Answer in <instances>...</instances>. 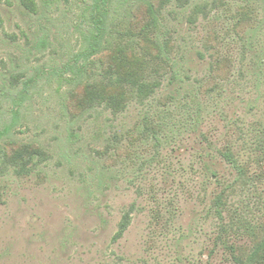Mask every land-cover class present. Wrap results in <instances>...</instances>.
<instances>
[{"label": "rangeland", "instance_id": "1", "mask_svg": "<svg viewBox=\"0 0 264 264\" xmlns=\"http://www.w3.org/2000/svg\"><path fill=\"white\" fill-rule=\"evenodd\" d=\"M35 2L0 0V264L246 260L264 222V0ZM147 2L165 56L140 36ZM106 9L112 45L74 86V56ZM127 43L126 66L152 90L140 101L125 88L114 110L97 101ZM25 147L45 159L17 174L9 158Z\"/></svg>", "mask_w": 264, "mask_h": 264}, {"label": "trees", "instance_id": "2", "mask_svg": "<svg viewBox=\"0 0 264 264\" xmlns=\"http://www.w3.org/2000/svg\"><path fill=\"white\" fill-rule=\"evenodd\" d=\"M22 5L28 9L31 12L36 11V2L35 0H21ZM146 10L149 16V24L146 28H143V32L140 34L142 37V41H150L151 47H153L155 52L154 55L159 54L161 52L165 56V53L160 48V43L157 41L156 37H148L149 33L156 27L157 25V8L154 7V5L150 2L146 3ZM107 9L99 11L97 16H92V24H90V29L88 30V34L84 36V41L86 43L85 47L77 53L74 57L75 60L80 58V63H78L77 71L75 73L74 78V86L82 83V78L84 76V69L86 67V64L88 60L96 55L98 52H101L102 50L108 49L112 43L111 41H106V22H107ZM2 23V20L0 18V25ZM136 35V34H135ZM129 37L134 38L132 35H129ZM105 42V43H104ZM149 45V46H150ZM120 49V50H119ZM118 51L122 54L124 53V58L119 60V69H111L106 70L108 75V80L106 82H103V87H105V95L106 97L98 96V103L99 101L106 104V106H110L114 110L120 109L124 107V101L126 99V94L124 93L125 88H130L131 93L136 92V94L139 96V100L143 101L146 97H148L150 91L152 88L150 87V84L146 82V80L142 79L140 77V68L138 69V66L135 65V67L128 65L126 66V58L125 56H130L132 54V51H134V47L132 44H128L125 46H122L121 48L118 47ZM157 51V53H156ZM144 52H140L137 54L139 58L144 57ZM129 58V57H128ZM133 59V57H131ZM82 59V60H81ZM143 59V58H142ZM87 61V62H86ZM140 63V62H139ZM77 65V64H76ZM140 65V64H139ZM129 69L130 71H127L126 73L129 74V72H132L131 77L126 76L122 73L124 69ZM138 69V70H137ZM73 71V70H72ZM141 78V79H140ZM91 89V93L89 92L90 96L93 95V88ZM109 92H112L109 94ZM101 94V93H100ZM153 128V127H152ZM28 150V151H27ZM225 159L232 164L234 168L237 169L239 172V175L243 176L245 174V171L243 168L239 167L236 164V161L233 159L232 154L227 152L224 155ZM43 159H45L44 154L41 152L40 149H28L27 147L18 149L15 151V153L12 155L11 158H9V162L13 165L14 171L17 174H25L28 173L30 169L34 168L33 166H36L37 163L41 162ZM31 164V166H29ZM213 204L215 209L217 210V214L220 216L221 207L225 205V199H224V191H220L215 193L213 197ZM130 210L123 213L122 218L120 219L118 223V230L114 235V238H119L122 236V234L127 229L129 223H130ZM250 225V224H248ZM258 226V229L251 225L249 227V234L252 237L254 241V245L252 247L251 252L247 256L246 260H244L241 263L238 264H262L264 259V222L260 223ZM231 251L234 253V247L233 245H230ZM241 256V249L240 253L235 257L237 261Z\"/></svg>", "mask_w": 264, "mask_h": 264}]
</instances>
